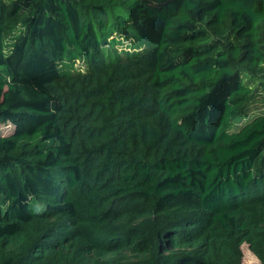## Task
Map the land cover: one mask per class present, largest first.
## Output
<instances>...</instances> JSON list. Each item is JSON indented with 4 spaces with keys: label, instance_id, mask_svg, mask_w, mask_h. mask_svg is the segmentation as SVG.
Wrapping results in <instances>:
<instances>
[{
    "label": "trees",
    "instance_id": "16d2710c",
    "mask_svg": "<svg viewBox=\"0 0 264 264\" xmlns=\"http://www.w3.org/2000/svg\"><path fill=\"white\" fill-rule=\"evenodd\" d=\"M7 125L0 264H264V0H0Z\"/></svg>",
    "mask_w": 264,
    "mask_h": 264
},
{
    "label": "rangeland",
    "instance_id": "374dc122",
    "mask_svg": "<svg viewBox=\"0 0 264 264\" xmlns=\"http://www.w3.org/2000/svg\"><path fill=\"white\" fill-rule=\"evenodd\" d=\"M5 1L11 2L12 0H5ZM0 131L3 134H8L11 131V127L9 125H7L6 127L4 126L0 129ZM241 249L243 252L242 264H261L258 258L255 256L254 252L251 250V247L248 243H244L241 246ZM75 264H79V263H75Z\"/></svg>",
    "mask_w": 264,
    "mask_h": 264
}]
</instances>
